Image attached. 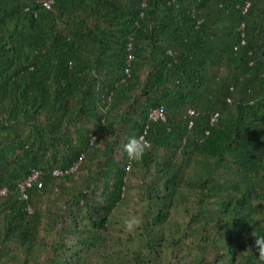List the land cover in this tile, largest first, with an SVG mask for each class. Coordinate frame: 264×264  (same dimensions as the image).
I'll use <instances>...</instances> for the list:
<instances>
[{
  "label": "trees",
  "instance_id": "obj_1",
  "mask_svg": "<svg viewBox=\"0 0 264 264\" xmlns=\"http://www.w3.org/2000/svg\"><path fill=\"white\" fill-rule=\"evenodd\" d=\"M253 231L264 0H0V264H264Z\"/></svg>",
  "mask_w": 264,
  "mask_h": 264
},
{
  "label": "clouds",
  "instance_id": "obj_2",
  "mask_svg": "<svg viewBox=\"0 0 264 264\" xmlns=\"http://www.w3.org/2000/svg\"><path fill=\"white\" fill-rule=\"evenodd\" d=\"M159 112V113H158ZM153 116L161 115L159 110L152 113ZM150 143L143 136L131 137L124 145V150L127 153L129 160L141 161L145 152L149 149ZM59 172V171H58ZM141 219L136 216L128 217L124 220V225L128 230H133L141 224ZM252 235L255 237L256 251L261 261H264V236H261L256 231Z\"/></svg>",
  "mask_w": 264,
  "mask_h": 264
},
{
  "label": "built area",
  "instance_id": "obj_3",
  "mask_svg": "<svg viewBox=\"0 0 264 264\" xmlns=\"http://www.w3.org/2000/svg\"><path fill=\"white\" fill-rule=\"evenodd\" d=\"M45 3H46L47 5H49V2H48V1L45 2ZM158 113H159V112H158ZM55 172H58V170H56ZM37 176H38V171L35 170V171L32 173V175H31L27 180H25V181L21 184V188H22V190H24L25 187H26L27 185H29L31 181L35 180V179L37 178Z\"/></svg>",
  "mask_w": 264,
  "mask_h": 264
}]
</instances>
